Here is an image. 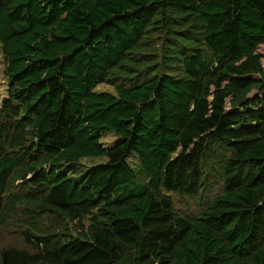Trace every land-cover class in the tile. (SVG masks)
Returning <instances> with one entry per match:
<instances>
[{
  "label": "trees",
  "instance_id": "obj_1",
  "mask_svg": "<svg viewBox=\"0 0 264 264\" xmlns=\"http://www.w3.org/2000/svg\"><path fill=\"white\" fill-rule=\"evenodd\" d=\"M0 45V264H264V0H0Z\"/></svg>",
  "mask_w": 264,
  "mask_h": 264
},
{
  "label": "rangeland",
  "instance_id": "obj_2",
  "mask_svg": "<svg viewBox=\"0 0 264 264\" xmlns=\"http://www.w3.org/2000/svg\"><path fill=\"white\" fill-rule=\"evenodd\" d=\"M261 63L264 69V52L262 51V58H261ZM3 53H2V48L0 45V99L2 96L5 95V89H6V80H5V75L3 71ZM96 91H108L114 93V88L110 84L106 83H100L95 87ZM115 140V135L112 132H109L105 134L101 142L104 144H110ZM106 158H85L82 159L80 162L82 165H91V164H96L99 162L105 161ZM172 201H173V206L174 208L183 216L187 217H195L197 216L200 206L198 204V200L194 196H180L176 193L169 192L167 193ZM18 246L22 247L24 246L23 241L21 237L14 232L7 233L4 231L0 232V248L5 247V246Z\"/></svg>",
  "mask_w": 264,
  "mask_h": 264
}]
</instances>
